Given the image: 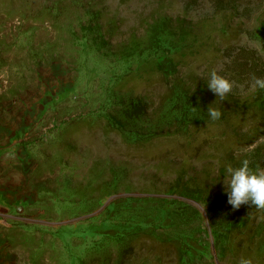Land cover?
Returning a JSON list of instances; mask_svg holds the SVG:
<instances>
[{
  "label": "rangeland",
  "instance_id": "rangeland-1",
  "mask_svg": "<svg viewBox=\"0 0 264 264\" xmlns=\"http://www.w3.org/2000/svg\"><path fill=\"white\" fill-rule=\"evenodd\" d=\"M163 18L173 20L174 26L183 21L198 33L196 52L177 57L183 62L178 76L193 87L204 84L212 107L225 111L230 120L206 121L188 129L189 133L172 122L170 136H142L139 142L129 139L126 129L108 125L105 116L116 114L110 106L118 102L117 93L122 90L125 98L143 100L147 118L156 119L172 78L166 81L150 65L141 75H129L115 85L113 77L123 76L125 65L109 52L133 39L146 40L149 26ZM263 19L264 0H0V102L22 124V145L38 164L33 175L38 183V205L30 214L45 223H34L41 226L38 234L27 231H34L33 226L20 227L23 246L32 248L35 239L46 236V252H31L34 263L41 255L40 264H72L80 256L85 264H94L84 245L98 238L90 233L72 237L73 232H82L90 224L106 222L111 228L110 223H120L117 211L106 210L120 197L102 208L118 195L122 198L119 204L135 210L133 215L144 227L157 228L161 237L145 233L136 243L130 264H181L180 249L189 248L190 264L228 263L229 258L225 262L218 259L213 237L198 231L200 224L209 228L205 215L203 221L195 220L190 210L183 212L178 204L163 203L162 219L155 201H128L125 190H132L134 197L157 198L171 192L170 186L179 178L185 182L198 177L223 192L222 155L235 149L239 162L245 153L238 132L251 130L250 150L264 144L257 107L237 112L253 102L252 76L264 77V48L251 38ZM103 41L106 47L100 48ZM213 70L242 85L243 91L234 87L223 99L218 98L207 83ZM236 161L227 159L225 166L235 167ZM115 175L121 180V190L110 196L105 192L106 182ZM101 196L102 206L98 203ZM129 215L123 219H130ZM97 216L98 220L89 221ZM147 216L152 226L145 225ZM69 221L74 222L48 224ZM60 236L66 244L56 240ZM208 244L211 249L204 253ZM116 254L113 250L114 259ZM229 257L236 260L237 255L231 252Z\"/></svg>",
  "mask_w": 264,
  "mask_h": 264
},
{
  "label": "trees",
  "instance_id": "trees-1",
  "mask_svg": "<svg viewBox=\"0 0 264 264\" xmlns=\"http://www.w3.org/2000/svg\"><path fill=\"white\" fill-rule=\"evenodd\" d=\"M185 24L186 23L182 21L179 23V26H174L173 20L163 18L149 26L146 33V40L133 39L121 45L117 51L109 52L116 58L117 63L125 65V74L123 76L113 77L115 85L123 82L129 75H135V73L141 75L143 68L145 69L150 65L158 69L159 73L163 75L166 81L172 78V81L169 83L170 91L164 99L165 105L159 110L160 114L156 119L147 118L145 114L146 103L143 100L137 101L135 98H133V100L131 97L125 98L122 94V90H119L117 93L118 102L116 100L112 106H110V104L106 106V110L111 108L110 110L116 111V114L105 116L108 120V125L113 127L116 126L123 130L126 129L129 139L134 138L133 140L142 142V136H149L148 138H151V135L160 134H167L170 136L171 134H168V130L172 122H176L178 127L189 133L188 129L193 126H199L206 121H214L208 114V108L211 104L209 97H207L205 85L202 84L198 87H193L188 81H184L178 76L180 74L179 67L183 62L178 61L177 57L185 53L196 52L197 47H199L198 42H200L196 30ZM251 38L260 42L264 48V19L261 20V24L251 33ZM101 47H106L105 41L100 44V48ZM112 96L109 97V103H111ZM252 101L251 105L243 106L237 112L251 111V108L257 107L261 116V125L258 127V130H261L262 134H264V90L257 89L254 96H252ZM213 108L219 110L216 106ZM219 111L221 116L215 121L228 122L230 118H228L229 116H227L225 111ZM141 123H145L147 127L143 129L140 128L139 125ZM250 131L251 130L247 129V131L238 132V134H240L239 143L241 144V148H243V152H245L243 156L240 157L239 162L236 161V156L234 155L235 149H231V151L222 155V163L219 167L221 174L226 172L225 161L227 159L232 162L236 161L235 167L240 166L243 159H248L250 161V167L253 169L257 166L264 167V153L262 154L264 144L250 150L249 146L252 145L249 136ZM206 143H208V140ZM183 181V178H179L170 186L171 192L167 193L165 196L162 195L163 197L160 196L157 198L134 197V195H130L131 192L133 193L132 190H125L126 193H129L127 195L129 197H127L126 200L148 199L155 201L156 204H158L157 209L162 213H160L162 219L165 210L164 205L161 204H178L182 207L181 209L183 212L187 210L191 211L192 219L203 221L204 213L188 201L180 198L193 200L206 210V218L209 221L210 229L208 227V229H204L202 224H200L198 231L201 234L213 237V243L220 262H225L226 259L229 258L227 264H239L237 263L239 262L237 258L243 256L245 258H251L253 264H264V210L255 209L250 205H242L238 210H234L232 206L228 204V196L225 191H216L212 186H207L208 184L201 181L198 177L190 178L185 182ZM106 183L107 187L105 192H108L110 196L117 195L121 190V180L119 176L117 177L115 175V178H112ZM105 195L104 193L103 196ZM103 196L99 198L98 203L100 206L104 204L102 202ZM121 199L120 197L118 200L120 201ZM118 200L113 201L106 210L117 211V213L120 214V218H122L120 223H116L115 221L110 223L112 226L111 228L105 225L106 222L90 224L86 227L87 229L82 232L77 230L73 232L72 237L79 233L82 236H85V234L89 235L90 233L92 234L91 236L94 237V235H96L98 238L97 241L94 240L88 246H85L84 243L82 244L86 248L85 252L88 257L94 259V264H130L131 260L135 258L134 248L136 243L145 233H151L156 239L161 238L159 233H156L157 228L152 226L153 222H148L150 216L146 217L145 225L152 226V228L147 230L143 225L144 223L133 215L135 210L129 207H123V205L118 203ZM124 215L125 217L129 215L130 219H123ZM98 217L100 216L91 218L89 221L98 220ZM39 227L41 226H33L37 234ZM48 228L49 227H46L45 229H52V232L55 231H53L51 227ZM111 230H114L113 233H110ZM72 237L70 241L71 244H74ZM79 237L81 238V236ZM59 238L64 244L67 243V240H63L61 236L57 237L56 240ZM175 238L178 239L179 237ZM45 239V235L39 240L35 239V245H33L35 250H33V252L37 249L40 252H46ZM37 241L38 244H36ZM51 247H55V240L51 241ZM210 249L211 244H208V248H205L206 251L204 253ZM113 250L117 251L115 259ZM231 252L236 253V260L229 257ZM131 254L132 258L129 259V255ZM180 255L181 264L191 263L192 253L190 248L186 251L180 249ZM201 256L206 258V254H202ZM40 257L41 255L36 259L35 264L41 263ZM85 261L86 260H84V258L82 259L80 256L79 260H75L72 264H85Z\"/></svg>",
  "mask_w": 264,
  "mask_h": 264
},
{
  "label": "crops",
  "instance_id": "crops-1",
  "mask_svg": "<svg viewBox=\"0 0 264 264\" xmlns=\"http://www.w3.org/2000/svg\"><path fill=\"white\" fill-rule=\"evenodd\" d=\"M24 131L14 114L7 112V104L0 102V264H35V247L23 246L20 240V227L32 228L38 221L30 214L38 205V183L33 177L38 164L22 145Z\"/></svg>",
  "mask_w": 264,
  "mask_h": 264
},
{
  "label": "clouds",
  "instance_id": "clouds-1",
  "mask_svg": "<svg viewBox=\"0 0 264 264\" xmlns=\"http://www.w3.org/2000/svg\"><path fill=\"white\" fill-rule=\"evenodd\" d=\"M208 88L223 99L233 91L234 87H239L243 91L242 85H236L234 81L219 75L216 70L210 73L207 81ZM257 89L264 90V77L251 78L250 91ZM208 114L212 120L220 118L219 110L212 107L208 108ZM226 179L224 180L225 193L228 196V204L234 210H238L242 205H250L255 209L264 210V167L257 166L255 169L250 167V161L243 159L240 166L233 167L229 164L226 167ZM239 264H253L251 258L241 257Z\"/></svg>",
  "mask_w": 264,
  "mask_h": 264
},
{
  "label": "water",
  "instance_id": "water-1",
  "mask_svg": "<svg viewBox=\"0 0 264 264\" xmlns=\"http://www.w3.org/2000/svg\"><path fill=\"white\" fill-rule=\"evenodd\" d=\"M118 197H121V196L118 195V196H113L112 198H110V199L107 201V203H106L102 208L106 207L109 203H111V201H113L114 199H116V198H118ZM180 199L188 201L189 203H191L192 205H194L195 207H197L200 211H202V212L204 213L205 217H207L206 210H205V209H204L199 203H197V202H195V201H193V200H188V199H183V198H180ZM89 216H91V215H89ZM87 217H88V216H87ZM80 219H83V218H79V219H77V220H80ZM36 222H37V223H42V224L45 223L44 221H36ZM73 222H74V221L61 222V223H48V224H49V225H56V226H64V225L71 224V223H73ZM209 229H210V227H209Z\"/></svg>",
  "mask_w": 264,
  "mask_h": 264
}]
</instances>
